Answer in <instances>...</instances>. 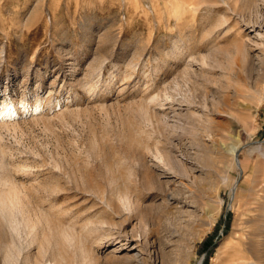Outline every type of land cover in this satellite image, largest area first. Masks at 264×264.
<instances>
[{
	"label": "rangeland",
	"instance_id": "1",
	"mask_svg": "<svg viewBox=\"0 0 264 264\" xmlns=\"http://www.w3.org/2000/svg\"><path fill=\"white\" fill-rule=\"evenodd\" d=\"M200 1L0 0V264L264 258V0Z\"/></svg>",
	"mask_w": 264,
	"mask_h": 264
},
{
	"label": "bare ground",
	"instance_id": "2",
	"mask_svg": "<svg viewBox=\"0 0 264 264\" xmlns=\"http://www.w3.org/2000/svg\"><path fill=\"white\" fill-rule=\"evenodd\" d=\"M170 1V0H169ZM217 1L218 0H202V1H200V2H198V4H196L197 6H201L202 4H205L206 6L208 5V6H211L212 4H214V3H216L217 4ZM241 1V0H240ZM264 2V1H263ZM177 3V2H176ZM242 3H243V1H242ZM191 4V3H190ZM189 4V5H190ZM240 4H241V2H240ZM191 6V8H192V5H190ZM193 7H195V6H193ZM156 8V7H155ZM155 8H154V10H155ZM190 8V9H191ZM197 8V7H196ZM254 26V25H253ZM261 35V34H260ZM262 36V35H261ZM262 39L264 40V36H262ZM262 40V41H263ZM263 42H261V44H262ZM260 44V45H261ZM264 44V43H263ZM262 44V45H263ZM253 45V44H252ZM254 45H256L255 43H254ZM258 45V44H257ZM237 46V45H236ZM238 46H240V45H238ZM242 46H244V45H242ZM264 46V45H263ZM255 47V46H254ZM258 47V46H257ZM261 47V46H260ZM251 48H253V47H251ZM240 49V48H239ZM256 49H258V48H256ZM259 51V54H257L256 55V57H257V59H256V62H258V63H255L254 61H251L250 63V65L252 66V68L253 69H255V65H258L259 66V69L261 68V69H263L262 71H264V47L262 48V49H259L258 50ZM240 52V51H239ZM236 64H240V63H236ZM230 65H232V64H230ZM238 65L236 66V69L237 68H239V70H241L240 69V67H238ZM243 65V64H242ZM240 66V65H239ZM228 67H229V65H228ZM232 67V66H231ZM231 67H229L230 69H231ZM235 67V66H234ZM250 68V67H249ZM232 69H234L235 70V68H233L232 67ZM260 69V70H261ZM238 70V69H237ZM236 70V71H237ZM242 70H244V69H242ZM241 70V71H242ZM251 70V69H250ZM235 71V72H236ZM240 71V72H241ZM253 71V70H252ZM254 71H256V70H254ZM226 72V71H225ZM229 71H227V73H228ZM231 73H234V72H232V70H231V72H230V74ZM237 73H238V71H237ZM257 73H258V71H257ZM229 74V75H230ZM240 74H242V72L240 73ZM244 74V73H243ZM243 74H242V76H243ZM260 74V73H259ZM235 75H237V74H235ZM251 75V74H250ZM249 75V76H250ZM231 76V75H230ZM252 76H253V73H252ZM232 77V76H231ZM237 77V76H236ZM240 77H241V75H240ZM240 77L236 80V79H234V77H232V79H234L235 81H237V82H239V83H237V82H235L236 83V85H235V83H233L232 81L230 82V84H228L229 85V91L230 92H234V93H236V94H234L235 96L237 95L238 96V98H243L244 99V97L246 96L245 94L248 92L247 91V88H245V90H244V87H245V85L244 84H242L241 86H240V83H241V80L240 81H238L239 79H240ZM242 78H244V77H242ZM241 78V79H242ZM245 78H246V76H245ZM252 78V77H251ZM246 79H248V78H246ZM228 80V79H227ZM231 80V79H230ZM243 80V79H242ZM247 81V80H246ZM245 81V84L247 83ZM243 82V81H242ZM228 83V82H227ZM232 83V84H231ZM237 84L239 85V86H237ZM247 85H248V83H247ZM248 88H250V86H247ZM224 89H227V88H224ZM249 90V89H248ZM245 91H246V93H245ZM226 93L225 94H223V92H222V95H226L227 94V90L225 91ZM245 93V94H244ZM230 94V93H229ZM231 95V94H230ZM248 95V94H247ZM227 96V95H226ZM232 96V95H231ZM234 96V97H235ZM230 97V96H229ZM227 98H228V96H227ZM224 99V98H223ZM225 99H226V97H225ZM224 99V100H225ZM237 98H235V100H236ZM224 100H223V102H224ZM238 100V99H237ZM239 100H242V99H239ZM239 100H238V102H239ZM231 100H229L228 102H230ZM227 102V101H226ZM235 102H237V101H235ZM234 102V104L236 105V103ZM237 102V103H238ZM230 104H231V102H230ZM238 105V104H237ZM228 106H229V104H228ZM232 106V105H231ZM234 152H235V150H234ZM238 154V153H237ZM171 173V172H170ZM166 174V173H165ZM12 190V189H11ZM17 192V191H16ZM13 193V192H12ZM3 199V198H2ZM1 199V200H2ZM12 200V202H11V204H13V197L11 196V195H9V197H6L4 200H3V206H4V208L5 209H7V210H9L10 209V205H9V202ZM14 200H16L15 198H14ZM16 202V201H15ZM17 203H18V200H17ZM17 203H16V205H17ZM19 204V203H18ZM14 206V205H13ZM11 213V210L10 211H8L7 212V214L9 215ZM11 216V215H10ZM56 245V244H55ZM125 247V246H124ZM55 248H56V246H55ZM134 248V247H133ZM118 250V249H117ZM218 252H219V254H218V258H215L214 259V263L213 264H264V258L262 257V255H261V252H260V250H259V247H258V244H257V242L252 238V237H249L246 233H238L235 229H234V231L230 234V236L228 237V239L222 244V246L219 248V250H218ZM56 256V255H55ZM137 257V256H136ZM139 257V256H138ZM139 261V260H138ZM202 263V258H200V259H194V264H201Z\"/></svg>",
	"mask_w": 264,
	"mask_h": 264
}]
</instances>
